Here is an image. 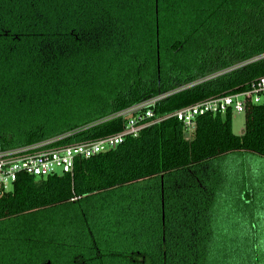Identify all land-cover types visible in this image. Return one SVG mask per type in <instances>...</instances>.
<instances>
[{
    "label": "trees",
    "instance_id": "trees-1",
    "mask_svg": "<svg viewBox=\"0 0 264 264\" xmlns=\"http://www.w3.org/2000/svg\"><path fill=\"white\" fill-rule=\"evenodd\" d=\"M261 76L264 0H0V151L100 138L151 97L165 114ZM232 112L21 174L0 193L1 264H264V103L242 134Z\"/></svg>",
    "mask_w": 264,
    "mask_h": 264
},
{
    "label": "built area",
    "instance_id": "built-area-1",
    "mask_svg": "<svg viewBox=\"0 0 264 264\" xmlns=\"http://www.w3.org/2000/svg\"><path fill=\"white\" fill-rule=\"evenodd\" d=\"M164 95L151 97L114 114L125 117L124 127L113 134L66 145H48L49 141L0 151V193L13 189L21 174L47 176L56 173H73L80 157H91L116 147L128 136H137L148 126L160 123L170 116L182 121L191 133L196 118L206 112L245 111L251 103H264V76L253 81L247 89L209 97L183 106L173 112L156 114L153 106Z\"/></svg>",
    "mask_w": 264,
    "mask_h": 264
},
{
    "label": "rangeland",
    "instance_id": "rangeland-1",
    "mask_svg": "<svg viewBox=\"0 0 264 264\" xmlns=\"http://www.w3.org/2000/svg\"><path fill=\"white\" fill-rule=\"evenodd\" d=\"M245 118H246L245 111L239 112L234 110L232 112V128L236 134H242L245 125ZM260 176H264V168ZM248 217H249V213L247 211V208H245V206L240 207L238 212L237 213L235 212V215L233 214V220L230 221V225H229V232L239 233L242 228V232L244 233L247 230V228H249L247 226ZM0 264H1V258H0Z\"/></svg>",
    "mask_w": 264,
    "mask_h": 264
},
{
    "label": "water",
    "instance_id": "water-1",
    "mask_svg": "<svg viewBox=\"0 0 264 264\" xmlns=\"http://www.w3.org/2000/svg\"><path fill=\"white\" fill-rule=\"evenodd\" d=\"M185 135L188 137V136H189V133H188V132H186V133H185Z\"/></svg>",
    "mask_w": 264,
    "mask_h": 264
}]
</instances>
